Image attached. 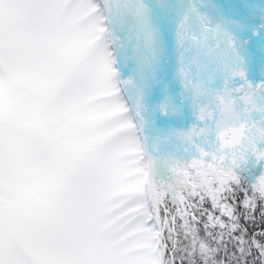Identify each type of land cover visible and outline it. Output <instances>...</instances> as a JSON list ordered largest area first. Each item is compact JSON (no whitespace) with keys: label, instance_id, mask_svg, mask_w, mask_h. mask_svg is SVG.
Masks as SVG:
<instances>
[{"label":"snow or ice","instance_id":"obj_1","mask_svg":"<svg viewBox=\"0 0 264 264\" xmlns=\"http://www.w3.org/2000/svg\"><path fill=\"white\" fill-rule=\"evenodd\" d=\"M0 264H264V0H0Z\"/></svg>","mask_w":264,"mask_h":264},{"label":"bare ground","instance_id":"obj_2","mask_svg":"<svg viewBox=\"0 0 264 264\" xmlns=\"http://www.w3.org/2000/svg\"><path fill=\"white\" fill-rule=\"evenodd\" d=\"M192 122V121H191Z\"/></svg>","mask_w":264,"mask_h":264}]
</instances>
